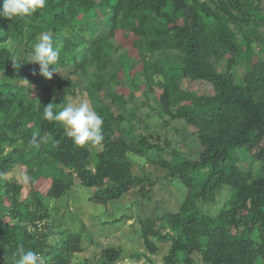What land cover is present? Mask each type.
<instances>
[{
  "label": "trees",
  "instance_id": "obj_1",
  "mask_svg": "<svg viewBox=\"0 0 264 264\" xmlns=\"http://www.w3.org/2000/svg\"><path fill=\"white\" fill-rule=\"evenodd\" d=\"M2 5L0 0V9ZM97 7L111 10L109 31L102 35ZM29 29L32 43L43 33H53L60 59L55 66L49 65V71L56 68L51 79L41 75L38 64L27 72L29 84H12L11 78L23 66L12 59L8 48L0 49V264H16L20 246L38 253L40 264L90 263L87 257L76 260L83 251V234L69 232L50 240L49 209H33L20 198L22 184L6 178L19 166L26 167L31 192L38 200L60 199L80 183L94 189L92 201L107 204L122 200L138 187L142 198L132 203L136 212L131 209V215L149 255L143 251L131 256L147 257L155 264L152 255L167 243L164 264H197L195 253H201L203 264H264V44H257L255 37L264 29V12L259 3L47 0L45 8L30 17L0 16V44L9 39L22 41ZM67 29L80 35L87 48L76 37L62 36ZM170 35L175 37L173 44L168 41ZM130 37L125 50L122 43ZM170 47L179 51L182 66L160 63L148 55ZM242 60L247 65L240 84L234 69ZM68 67L72 72L59 76V69ZM162 74V92H156L160 107L151 108L159 116L183 119L186 127L197 129L190 133L202 148L197 159L187 157L181 148L169 150L172 158L166 159L161 153L167 141L151 142L144 134L132 138L125 133L124 123L137 107L135 103L126 112L131 101H136L139 91L152 98V84ZM72 75L90 83L86 89L93 109L103 117L104 140L99 145L76 146L61 122L42 118L49 103L54 112L61 110L54 100L57 90H73L75 85L83 90V82L74 81ZM182 75L210 83L214 93L198 95L181 89ZM122 88L130 90L129 97ZM100 89L108 90L111 99L122 105L124 115L114 116ZM118 131L122 133L117 135ZM34 135L38 141L44 138L38 147L31 143ZM136 157H146L166 172L152 180L151 174L135 173L132 159ZM246 159L259 166L241 168L239 162ZM164 180L181 190L178 207L163 212L155 205L154 215L141 216L142 205L155 203L151 188ZM225 186L230 196L224 205L215 214L206 211L203 205L215 202ZM125 253L109 246L100 252L98 263L116 264Z\"/></svg>",
  "mask_w": 264,
  "mask_h": 264
},
{
  "label": "rangeland",
  "instance_id": "obj_2",
  "mask_svg": "<svg viewBox=\"0 0 264 264\" xmlns=\"http://www.w3.org/2000/svg\"><path fill=\"white\" fill-rule=\"evenodd\" d=\"M261 7L264 12V0H254ZM96 20L100 24V35L107 33L109 31L108 21L111 16V10L104 7H97L96 11ZM32 33L33 31L29 29L23 36L22 41L8 40L0 44V49L8 48L12 52V59L16 62L21 63L22 71L20 74L11 78L12 84H29L27 80V72L32 70V66L37 67L38 63L29 62L30 55L33 51V46L36 43H32ZM53 38V33H48ZM123 31L117 37L118 41L123 39ZM64 37H76L80 43H82L84 48H87V42H84L80 35H75L72 33L71 29L64 30L61 33ZM256 43L264 44V29H260V32L255 34ZM80 38V39H79ZM131 37L127 38L125 43H122L125 46V50L128 49V44L131 41ZM54 40V39H53ZM31 41V44H29ZM168 41L173 44L175 42L174 35H170ZM54 42H58L56 37ZM55 46V44H54ZM83 48V49H84ZM258 49L262 47L257 45ZM83 49L81 51H83ZM264 49V45H263ZM177 54L179 51L174 48H167L166 50H158L148 54L150 59L164 63L169 62H178L179 66H182L181 61L178 59ZM119 55H116V59ZM256 60V55L254 56ZM60 59V55H59ZM24 64V65H23ZM245 61H239L234 69L235 79L238 83H242L243 75L246 70ZM131 67V64L127 66V70ZM69 70V72H68ZM72 72V67L68 69H59V76H66ZM1 74V73H0ZM183 76V75H182ZM72 75L71 79L78 82H83V90L79 89V86L75 85L73 90H67L65 87L63 90H57L55 93V104L58 107H62L69 103L79 105L81 102H88L90 107L93 108L90 98V91L86 89L87 85H90L89 81L85 77H78ZM123 81H127L126 74L123 76ZM164 81V74L159 75L155 79L154 86L155 92L152 93V98L149 99L142 95V92H137L136 101L134 99L131 101L128 106V111H126L120 103H117L111 99L110 93L108 90L100 89V95L103 98L105 105L111 107V111L114 113V116L124 115L125 111L129 112L133 110L132 105L136 103L135 111L128 115L131 116L127 123H124L126 126L125 133L128 132L129 136L132 138H137L141 134L147 136L149 141H167L168 144L165 146V151L161 154H165L166 159H171L172 156L168 151L174 148H181L183 153L190 159H197L199 153L202 151L201 145L198 142L197 138H191L190 133L197 132V129L193 126L186 127L183 119L170 118L166 115L159 116L153 108L160 107L159 97L156 94L162 92L161 85L159 83ZM85 84V85H84ZM180 88L183 90H191L197 93L198 95H211L214 93L213 86L210 83L190 80L183 76L179 81ZM108 89V88H106ZM91 90V89H90ZM126 97L130 96V90L128 88L120 89ZM76 91V92H75ZM157 97V98H156ZM153 107V108H151ZM120 131L116 132L118 135ZM122 133V132H120ZM159 136V137H158ZM157 155V154H156ZM133 170L135 173L139 174H151L150 178L155 179L157 176L163 175L166 170L160 169L158 165L151 163L147 160L146 157H136L132 159ZM241 168L247 169L249 167H258V162H254L251 159L243 160L239 162ZM6 178L20 182L23 186L21 191V200L29 203L33 209L40 206L41 209L45 206L49 209V217L47 221L51 223L52 234L50 240L56 241V236L65 237L69 232H76L83 234V251L78 254L76 260H81L83 258L89 259V264H99L98 258H100V252L109 246H115L124 249L126 252V257L116 263V264H153L150 263L147 257H137L131 256V253L135 252H145L149 255V251L143 244L142 238L139 236V231L135 226L136 220L132 212L133 210L132 203L134 200H141L142 196L139 193L138 187L132 188L128 194L119 201H111L107 204L96 203L91 200L93 190L86 188L80 183L74 185V187L65 194L60 199H40L38 200L31 192V185L29 183L28 174L26 172L25 166H19L13 171L6 175ZM43 186H48L47 184ZM150 188V186H148ZM43 187H41V190ZM151 194L154 198V204H148L141 208V216H152L155 214L154 206L157 205L160 210L165 212L167 209L172 210L176 209L179 205V201L182 198V192L172 183L164 181H158L151 188ZM43 192L44 189H43ZM230 196L229 187L225 186L220 190L215 197V202L203 205L204 209L211 214H215L219 209L224 205L226 200ZM43 198V197H42ZM8 203V202H7ZM132 209V212H131ZM138 213V212H137ZM126 214L128 217H123ZM162 214V213H161ZM117 218H122L121 221L112 223L113 220ZM160 250L157 254L152 255V259L155 264H164V256L169 251V244L163 243L160 244ZM194 258L197 261V264H203L201 253H195Z\"/></svg>",
  "mask_w": 264,
  "mask_h": 264
},
{
  "label": "clouds",
  "instance_id": "obj_3",
  "mask_svg": "<svg viewBox=\"0 0 264 264\" xmlns=\"http://www.w3.org/2000/svg\"><path fill=\"white\" fill-rule=\"evenodd\" d=\"M46 4L47 0H3L0 16L11 20L14 17H30L38 10L45 8ZM59 53L60 45L54 42L52 36L43 33L39 41L33 46L28 61L38 63L41 75L51 79L56 68L49 71V65H56ZM42 118L48 121L61 122L66 135L71 138L76 146L99 145L104 140L103 117L90 107L88 102H81L78 106L69 103L62 106L59 112H54L49 103L44 107ZM42 142H44V138L41 137L38 141L35 135L31 141L37 147ZM17 254L19 258L16 264H40L39 254L32 250L25 251L23 246H20Z\"/></svg>",
  "mask_w": 264,
  "mask_h": 264
}]
</instances>
